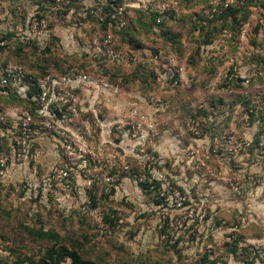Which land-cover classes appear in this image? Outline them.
<instances>
[{
	"label": "rangeland",
	"instance_id": "rangeland-1",
	"mask_svg": "<svg viewBox=\"0 0 264 264\" xmlns=\"http://www.w3.org/2000/svg\"><path fill=\"white\" fill-rule=\"evenodd\" d=\"M51 1L53 16L59 5ZM35 2L0 0V30ZM175 8L180 19L157 32L129 13L137 44L161 52L157 76L150 59L149 84L135 70L120 76L124 89L142 96L154 131L125 144L113 135L106 142L92 121V164L70 168L69 182L52 178L61 158L50 146L32 181L43 188L44 179L49 188L28 198L22 179L0 185L6 264L39 260L53 245L37 230L57 234L58 243L95 264H254V245L264 248V0H181ZM83 28L96 30L92 23ZM55 32L66 45L64 27L55 24ZM25 57L35 65L46 56ZM163 64L183 68L181 84L169 83Z\"/></svg>",
	"mask_w": 264,
	"mask_h": 264
},
{
	"label": "built area",
	"instance_id": "built-area-1",
	"mask_svg": "<svg viewBox=\"0 0 264 264\" xmlns=\"http://www.w3.org/2000/svg\"><path fill=\"white\" fill-rule=\"evenodd\" d=\"M52 1L57 5L60 0ZM81 1L83 4L67 28L66 45L71 53L84 52L91 61L87 69L94 70V73L73 67L64 73L48 72L35 76L27 74L20 64H0V93L11 91L18 97H27L35 102L34 111L17 106L3 108L0 104L2 180H11L18 173L22 179L27 172L36 174L43 164L45 150L50 146L63 159L52 171V178L56 182H69V169L73 166H90L92 160L87 153L92 152V147L87 144V140L92 135L93 123L87 112L93 113L95 124L106 142L113 140V135L119 139L120 144H125L134 138L144 139L154 131V125L144 110L142 96L131 92L130 98L123 97L119 83L112 82L111 73L106 70L110 65L130 66L138 62V57L116 51L112 32L101 33L96 29L87 33L82 26L88 28L89 20L93 19L97 24L107 25L119 32L125 27L126 16L132 9L141 10L147 15L157 13L155 21L159 24L163 20L161 14L169 11L176 13L175 6L181 0H120L117 5L114 4L116 0H92L91 3H87L88 0ZM51 15L47 12L43 16L32 14L26 17L24 12L19 11L15 27L2 29L5 33L9 30L14 34L1 38L0 45L16 40L26 44L38 40L44 45ZM144 54L154 60L161 57V52L152 54L145 51ZM162 67L170 84H181L182 67L172 64H163ZM145 98L150 100V93ZM106 109L112 112L106 115ZM99 113L103 115L102 118L98 117ZM107 163L112 164L110 161ZM253 255L255 264H264V248L254 245Z\"/></svg>",
	"mask_w": 264,
	"mask_h": 264
},
{
	"label": "trees",
	"instance_id": "trees-1",
	"mask_svg": "<svg viewBox=\"0 0 264 264\" xmlns=\"http://www.w3.org/2000/svg\"><path fill=\"white\" fill-rule=\"evenodd\" d=\"M51 0H36V6L33 8V10H26V9H22L20 11L24 12L26 14V17L31 16L32 14H35L37 16H43L45 15L47 12L50 11L49 7L47 8V5L49 4ZM53 2V1H51ZM120 2V0H116L114 2V4H118ZM54 3V2H53ZM83 4V2L81 0H60L57 2V5H59L58 9L55 12V15L51 16V19L49 21L47 30H46V40L44 41V45H41L38 40L37 41H32L30 44H26L22 41L16 40V41H12L8 44L5 45H0V64H4V63H17L23 66L24 70L26 71L27 74H33L35 76H42L48 72H56V73H64L65 71L73 68V67H78V68H83L85 70H87L90 73H94L95 71L90 69H87V65L91 63L90 59H87L85 56L84 52H69V49L67 47V45H64V43L62 42L61 38H59L55 32V24L59 23L62 25V28L64 27V32L66 34L67 28L70 25L71 21H72V17H74L77 13V10L81 7V5ZM56 6V5H55ZM54 6V7H55ZM132 14L136 13L138 14V23H140L142 26L148 27V28H152L153 32H157L159 30V28L163 26V24L165 22H167L168 20H178L180 19L179 16L176 15V13L174 11H169L167 13L161 14L163 20L161 23L157 24L155 21V18L157 16V13H150V14H144L141 10H136V9H132L131 10ZM130 12V13H131ZM18 15V14H17ZM131 15V14H130ZM179 15V14H178ZM55 16H57L58 18H60L58 21L57 18H55ZM134 18H132L131 16H129V14L126 16V25L125 27L119 31V32H115L114 30L108 28L107 25H99L97 24L93 19L89 20V23H92V25L94 26L95 29H97L99 32L101 33H106L108 31L112 32L114 35V47L116 49V51L118 52H123L128 56H134L136 55L138 57V53H142L139 54L140 55V59L138 58V62L131 64L130 66H108L106 68L107 71H109L111 73V78L110 80L112 82H118L119 86H120V90L121 92L124 94L126 93V95H128V97L130 98V94L131 93V89H124L123 85H124V78L120 77L121 76V72L123 71H127V70H135V72H140V78L139 79H143L142 83L143 84H149L150 80L148 79L150 77V59L146 57V55L144 54V50L148 49L145 48L144 46H140V44H137V41L135 40L136 38H134V35L130 34V30H131V24H130V20H132ZM2 18H0V24L3 23ZM11 21L7 22L8 24H6V27H15V23L11 24ZM84 22V21H82ZM84 32H89L90 30H85V28H83ZM14 32L11 31H7V33H5L4 31L0 30V39L1 38H7L10 37L11 35H13ZM126 40L128 44H134L135 46L133 48H130L128 50L123 49V46L121 44V40ZM132 41V43H131ZM138 46V47H136ZM70 48V47H69ZM54 51H58L60 56V59L55 60L53 58H48L47 55H49L50 53H53ZM30 52L31 54L33 53H37L39 56L45 55L46 57L43 58L42 63H38V64H30L31 62L26 63V54ZM137 52V53H136ZM51 55V54H50ZM76 59L79 58L81 60V62H79L77 65H73L72 63L69 62V64L63 62L70 60V59ZM153 60V59H151ZM154 64H157L159 66H157V70H152L151 74L157 76L158 75V69L161 68V60H155L153 61ZM163 70V69H162ZM148 72V73H147ZM123 76V74H122ZM126 81V79H125ZM145 86V85H144ZM150 88V87H149ZM149 88L144 89V91H148ZM130 93V94H129ZM8 94V95H7ZM7 94H1L0 93V104L2 105L3 108H11V107H25V108H29L32 111H34V104L35 102H32L30 100H28L27 97H18L17 95H15V93L8 91ZM87 115L91 117L92 121L95 123L96 122V118L93 116V113L91 112H87ZM98 117H103L102 114H98ZM33 175L35 174H30L29 172H27L24 175V178L22 179V181L27 182L28 184V191L27 193L29 194L28 198H32L35 197L34 193H41V189L44 188H49V186H47V181L42 179L43 183L42 185L44 186L43 188H37V187H33L32 185V181H33ZM8 181L2 180V178H0V185H5ZM143 186H149L146 182H144L142 184ZM156 185H159V183H156ZM39 187V186H38ZM93 196V195H92ZM90 196V198L93 197ZM94 201V200H93ZM35 233L38 235V237L40 238H44L46 236H50L52 238L55 239V242L53 243L52 246L48 247L45 251L44 254L41 256V258L39 260H35L31 257H26V258H17L14 261V264H61L64 261H66L67 259H69V264H95L94 261H92L89 258L84 257L81 252L79 251V249L77 248H73V247H69L65 244H60L58 243V235L55 233H49V232H43L40 230L35 231ZM253 251V250H252ZM254 259L252 260L253 263L255 264L256 260H255V255ZM246 260V258H245ZM204 262H208V258L204 257ZM0 264H6L5 261L0 259Z\"/></svg>",
	"mask_w": 264,
	"mask_h": 264
},
{
	"label": "crops",
	"instance_id": "crops-1",
	"mask_svg": "<svg viewBox=\"0 0 264 264\" xmlns=\"http://www.w3.org/2000/svg\"><path fill=\"white\" fill-rule=\"evenodd\" d=\"M12 179H22V175L18 173L16 175H14Z\"/></svg>",
	"mask_w": 264,
	"mask_h": 264
}]
</instances>
